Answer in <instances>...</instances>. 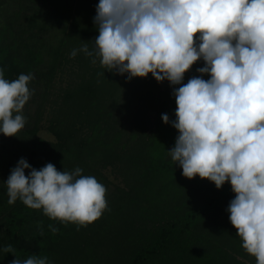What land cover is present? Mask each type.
I'll return each mask as SVG.
<instances>
[{"label":"clouds","instance_id":"obj_1","mask_svg":"<svg viewBox=\"0 0 264 264\" xmlns=\"http://www.w3.org/2000/svg\"><path fill=\"white\" fill-rule=\"evenodd\" d=\"M93 19L94 47L84 43L70 58L83 53L129 80L151 73L157 82L181 85L173 90L175 121L162 114L179 133L168 154L188 179L199 176L217 189L230 182V223L242 249L264 264V0H99ZM201 59V75L183 83ZM34 78L21 73L9 80L0 67V133L6 137L18 136L27 123L23 109ZM5 184L9 205L19 200L77 231L108 210L107 188L80 167L59 171L48 163L37 170L21 158ZM37 230L44 235L43 221ZM0 251L15 253L11 244ZM10 264L51 262L31 255Z\"/></svg>","mask_w":264,"mask_h":264},{"label":"rangeland","instance_id":"obj_2","mask_svg":"<svg viewBox=\"0 0 264 264\" xmlns=\"http://www.w3.org/2000/svg\"><path fill=\"white\" fill-rule=\"evenodd\" d=\"M98 3L99 0H0V51L8 48L10 57L17 59L22 67V73L35 77L29 84L34 94L23 109L27 119L24 129L13 137L0 133V189L7 190L5 182L21 158L38 170L48 163L59 171L70 172L80 167L84 175L96 177L107 188L108 210L99 219L79 231L75 224H68L57 233L63 244L57 251L70 253V250L80 249L74 260L66 264H125L132 251L144 246L165 222L183 216L200 194L216 193L209 189H216L215 184L207 179L201 185L180 186L167 196L158 192V186L157 191L142 193L145 180L141 176L151 175L153 161L159 160L160 166L175 164L168 154L175 145L169 135L172 125H157V112L146 111L131 86L127 91L124 88L117 99L106 97L105 102V86L96 88L88 84L94 78V73L89 74L91 69L101 68L99 60L94 65L83 53L70 58V52L84 43L90 49L94 47L99 34L93 19ZM84 20L89 24H81ZM85 27L89 29L90 38L75 41L79 40L78 29L82 31ZM28 51L43 54L42 60L29 66ZM157 89L159 94L166 92L168 82H158ZM81 95L91 101L90 105L83 107L84 103H79ZM172 95L168 92L163 97L168 99ZM140 111H146V119L141 117ZM163 111L174 121L168 107ZM56 126L72 136L76 144H84L71 151V159L66 153H55L52 148L45 156L33 157L36 138L58 141L54 134ZM107 152H116V157L105 166ZM28 172L26 169L25 174ZM11 206L27 215L26 230L30 236L38 233V221H43L44 232L46 225L59 223L48 219L40 210L29 209L19 200ZM224 220L220 214L213 215L208 223H202L193 231V236L201 238L197 242L200 247L213 254L223 249L231 237L224 232ZM6 224L0 215V246L7 242ZM228 251L241 260L251 257L247 253L248 257L244 258ZM85 259L89 263L83 262ZM64 262L66 259L60 264Z\"/></svg>","mask_w":264,"mask_h":264},{"label":"trees","instance_id":"obj_3","mask_svg":"<svg viewBox=\"0 0 264 264\" xmlns=\"http://www.w3.org/2000/svg\"><path fill=\"white\" fill-rule=\"evenodd\" d=\"M79 22L81 23V21ZM81 24L86 26L89 23L84 20ZM88 30L89 29L87 27L82 29V31L78 29L79 40L75 41L79 42L82 41L83 38H90ZM198 35L199 34H197V36ZM197 43H199L198 40ZM28 52L30 62L29 66H35V64L42 60L43 54L35 55L33 51ZM9 54L10 50L8 48H3V50L0 51V67L5 70V78L11 80L15 79L17 74L19 75L22 73V67L17 62V59L14 60ZM203 66L204 61L202 59L197 61L191 69L184 74L183 83L186 84L192 77L200 76L201 74L197 71V69ZM91 71L92 73L90 72L89 74L93 75L94 73V78L88 84L96 86V88L100 87L98 85L105 86L104 90L106 91V96L104 95L103 98L105 102L107 100L106 97L117 99V97H119L118 94L122 93L124 88L127 91V87L131 86L134 89L133 94L137 96V99L139 98L142 100L141 105L146 108V111L157 112V125L165 124L162 120V114H166L163 111V108L167 107L170 109L169 112L171 119L175 121V97L172 95V97L169 96L167 99L164 98L163 95L165 94V96H167L168 92L173 94L174 88H178L181 85L173 86L165 80L169 84V89H167L166 92L161 91V94H159L157 89L158 82L150 73L146 78L134 77L129 80L127 75H123V78V76L107 71L102 67L98 69L93 68ZM101 73H104V75H101ZM203 78L207 80L210 77L205 74ZM157 93L159 94L158 99H156ZM82 95L79 98V103H84L83 107L90 105L91 101L88 99L86 100L85 97H82ZM146 111L139 112L141 117L143 115V118L145 119L146 114L144 113H146ZM171 128L172 129L169 130L170 140H173L174 142L176 141L179 133L174 127ZM54 134L58 139L55 143L41 138L35 139L34 150L32 153L33 157L40 154L45 156L44 153H47V151L52 148L54 152L66 153L67 157H70L71 159L73 156V152L71 153V151H75V149L84 144L83 142H81L80 145L76 144L73 140H71L72 136L66 135L65 131L58 129L57 126L56 130H54ZM33 135L35 136L36 133L33 132ZM97 139H99L98 136ZM73 142L75 148H73ZM107 153L108 154L105 156L107 159H105V166L111 164V160L116 157V152L115 154L110 152ZM157 161L159 160L156 159L151 165V175H148L147 173V175L141 176V178L145 180L143 188L141 187L142 193H146L147 190L149 192L157 191L158 186V192L161 191L167 196L170 195L171 192H174V189H177L180 186H197L201 185L204 180L199 176H196L193 179L184 177L182 175V168L178 163L164 164V166H160ZM209 189L211 191L215 190L216 193L212 196L205 193L200 194L198 201H196V203L191 206L190 209L183 214V216L175 219L171 218L165 222L164 225L154 233V236L147 240L144 246L138 248L136 251L134 250L135 252L132 251L128 258H126L125 264H256L255 257L251 256L249 258L246 256V252L241 247L242 242L237 236V232L233 233L236 229L230 223V213L227 211L228 206L224 207L225 204L228 202L230 203V201L235 198V193L231 189L230 182H226L222 186L223 190L218 191L217 188L214 189L213 187ZM8 199L7 190L0 189V215L7 223V242L3 243V245L0 246V249L11 244L15 249V256L12 253L0 251V264H10V262L16 257L23 260L31 255L46 256L51 264H60L63 259H66L67 261L64 262L65 264L69 263L70 260H74L75 255L80 249L75 248V250H70V253L62 250H60V252L57 251L56 248L60 246L62 242L61 240H58L59 237L57 234H53L48 230V225L45 226L43 236L38 233L34 236H30L26 230L27 215L22 213L19 209H16L15 207L13 208L9 205ZM216 214H220L222 218H225L222 227H224V232H226L227 235H231V237L227 240L228 243L223 246V249H218L217 252L213 254L203 249L202 246H199L197 242L201 241V238L198 235L193 236V231H195L197 227H200L202 223H208L209 218ZM172 216L173 215L170 217ZM53 224H55V226L59 229L67 227V225L57 222H54ZM228 249L232 250L234 253L237 252L244 258H248H245L246 260H241L235 255L233 256L230 254ZM83 262H87V260L85 259Z\"/></svg>","mask_w":264,"mask_h":264}]
</instances>
